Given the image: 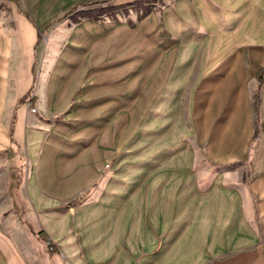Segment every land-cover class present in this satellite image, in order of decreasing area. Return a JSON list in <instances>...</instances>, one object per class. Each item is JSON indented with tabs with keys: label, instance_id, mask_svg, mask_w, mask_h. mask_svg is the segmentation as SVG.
Segmentation results:
<instances>
[{
	"label": "crops",
	"instance_id": "crops-1",
	"mask_svg": "<svg viewBox=\"0 0 264 264\" xmlns=\"http://www.w3.org/2000/svg\"><path fill=\"white\" fill-rule=\"evenodd\" d=\"M106 1H0V264H264V0Z\"/></svg>",
	"mask_w": 264,
	"mask_h": 264
},
{
	"label": "rangeland",
	"instance_id": "rangeland-1",
	"mask_svg": "<svg viewBox=\"0 0 264 264\" xmlns=\"http://www.w3.org/2000/svg\"><path fill=\"white\" fill-rule=\"evenodd\" d=\"M3 1V0H0ZM5 1V0H4ZM171 2V0H126L124 2H119L115 3L113 1H108V2H101L96 5L91 6L90 8L94 7H107L108 5H113L111 6L107 12L103 14H99L98 12H95L93 16L97 15H103L104 17L107 15H113L116 18H128V19H135L137 17H140L148 12L151 11H163L165 7L167 6V3ZM87 9L84 8V10ZM32 97V95H31ZM34 101V99H33ZM21 183V181H20ZM1 186V184H0ZM20 187V185H19ZM18 187V188H19ZM1 189V187H0ZM10 198L7 197H0V206L4 205L9 201ZM57 249V247H56Z\"/></svg>",
	"mask_w": 264,
	"mask_h": 264
},
{
	"label": "trees",
	"instance_id": "trees-1",
	"mask_svg": "<svg viewBox=\"0 0 264 264\" xmlns=\"http://www.w3.org/2000/svg\"><path fill=\"white\" fill-rule=\"evenodd\" d=\"M15 2L19 3L18 0H14ZM107 2V1H106ZM111 6L113 5H108L107 7H94V8H87L85 10H80L77 12V15H81V16H93V14L95 12H98L99 14H103L105 12H107L110 8H112ZM74 19H77L76 17H74ZM41 37L39 35V39L38 41H40ZM264 84V76H260L259 77V84H258V88H257V93H256V97H255V102H256V105H257V109H258V105H259V100H260V90L262 88ZM259 132H260V129L256 128V131H255V134H254V140L256 141L258 136H259ZM20 185V181H18L17 183V188L19 187Z\"/></svg>",
	"mask_w": 264,
	"mask_h": 264
},
{
	"label": "built area",
	"instance_id": "built-area-1",
	"mask_svg": "<svg viewBox=\"0 0 264 264\" xmlns=\"http://www.w3.org/2000/svg\"><path fill=\"white\" fill-rule=\"evenodd\" d=\"M28 104L31 105V110L33 112L36 111V107L35 106H32L33 104V97H29L28 100H27ZM47 245L49 246L50 249H56V246L55 244L51 241V240H47ZM87 264H92V263H87Z\"/></svg>",
	"mask_w": 264,
	"mask_h": 264
}]
</instances>
